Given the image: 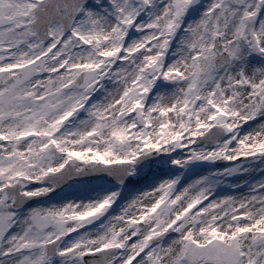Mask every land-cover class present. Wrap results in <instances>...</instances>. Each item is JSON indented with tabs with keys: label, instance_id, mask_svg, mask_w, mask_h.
<instances>
[{
	"label": "snow or ice",
	"instance_id": "1",
	"mask_svg": "<svg viewBox=\"0 0 264 264\" xmlns=\"http://www.w3.org/2000/svg\"><path fill=\"white\" fill-rule=\"evenodd\" d=\"M0 264H264V0H0Z\"/></svg>",
	"mask_w": 264,
	"mask_h": 264
}]
</instances>
